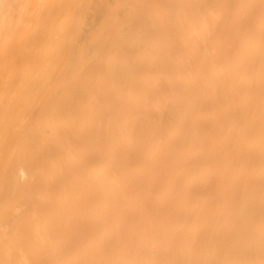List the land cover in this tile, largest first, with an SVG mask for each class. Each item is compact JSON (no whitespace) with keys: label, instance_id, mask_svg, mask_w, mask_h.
Wrapping results in <instances>:
<instances>
[{"label":"bare ground","instance_id":"1","mask_svg":"<svg viewBox=\"0 0 264 264\" xmlns=\"http://www.w3.org/2000/svg\"><path fill=\"white\" fill-rule=\"evenodd\" d=\"M20 2L0 0V264H264V0H147L149 38L107 2L121 25L105 3L81 22L117 35L73 42L68 18L28 55Z\"/></svg>","mask_w":264,"mask_h":264},{"label":"rangeland","instance_id":"2","mask_svg":"<svg viewBox=\"0 0 264 264\" xmlns=\"http://www.w3.org/2000/svg\"><path fill=\"white\" fill-rule=\"evenodd\" d=\"M32 1H33V4H32ZM87 1H88V2H87ZM92 1H93V2H92ZM97 1H98V2H97ZM110 1H111V2H110ZM116 1H118V2H116ZM128 1H129V2H128ZM135 1H137V2H134V0H124V1H122V0H120V1H119V0H107V1H106V0H96V1H95V0H91V1H90V0H31V2H30L29 0H28V1H27V0H23L24 4H23V2H20V3H19V5L23 7V12L21 13L22 16H21L20 19H18L17 21H18V24L21 25V22H22L21 20H24L22 23L24 24L23 26H25V30L27 31V34H28V35H27V36H28V39H27L28 42L26 43V46H27L26 48H27V50L24 49V52H25V50H26V52H25V54H26L27 51H28V53H27L26 55H28V54L31 52L29 47H30V45L32 46V40H33L34 42L37 41V39L35 40V38H37V35H38L39 38H40V37H43V41H44V38H46V40H47V37H48V39L50 38L49 40H53L54 38H55V39H56V38H57V39L61 38V33L63 32V33H62V35H63V34H64V30H65V31L67 30V31L65 32V35H66V34H67V35H66V36H65V35L62 36V39H63V37H64V38H67V36H68V32H69V34H70V33H71L70 31H74V32H72V33L74 34V35H72V36H73V39H75V40H73V42H74V41H76L77 38L81 37V35H82L83 33H85L86 31L89 32L90 34H92V32H94L95 28L92 27V28L94 29V30H93V29L91 28V26H92L93 24H94L93 26H96V27L99 25V22H98V21H102V19L99 20L98 17H99V16H102L101 18H103V14L105 13L106 6H107V5H109V6H111V7H113V5H116L117 7L114 6V8L116 7V8L119 9V10H117V12H116V8L114 9V10H115V13H117V17H118V15L121 16V15L123 14V17L125 16V18H123V19H122V17H121V19H122L123 21H125V19H128L127 16L129 17L128 20H129V21H132V22H130V23H132V24H128V25H137V23L141 22L142 19H143L144 21H145L146 19H148V16H149V15H148V14H145V15H144L143 12H145V10H148V8H149V6L152 4L153 0L150 2V4H149V1H150V0H148V2H147V4L149 5L148 7H147V6H144V5H146L145 2H146L147 0H146V1L144 0L145 2H144L143 0H135ZM154 1H155V0H154ZM156 1H157V4H158L159 6L162 5V2H161V4H160V2H158L159 0H156ZM161 1H163V2L165 1V2H164L165 5L163 4V6H165V7L169 6V7L171 8V6H173L172 4H174V1L176 2V1H178V0H172V4H171V2L169 1V4H168V5L166 4V2H168L167 0H161ZM107 2H108V4H107ZM112 2H113V4H112ZM143 2H144V4H143ZM103 3H105V5H106V4H107V5L105 6V10H104V12H103V10H102L103 14L101 15V13H100L101 10H100V9H96V8H98V6H100V5L103 4ZM135 3H136V4H135ZM137 3H138L139 5H137ZM97 4H98V5H97ZM117 4L120 5V8H119V5H117ZM131 4H132V6L134 7V9L132 10L133 12H135V9H136V12H135V13H137V14L140 13V14H138V15H141V16L144 15L143 18L141 17L142 19L138 20L139 22H137V23L134 22V21L136 20V18L139 19L140 16L138 17V15H136L135 13H132V14H133V20H134V21H133V20H132V14H131V13L129 14L130 11H127V10H129L130 8H131V9L133 8V7L130 6ZM134 4L137 5L138 10L140 9L139 6H141V8H142L141 10H142V13H143V14H141V10H140V12H139V11L137 10V8H135L136 6H134ZM140 4H141V5H140ZM142 4H143V7H142ZM170 4H171V6H170ZM30 5H31V6H30ZM53 5H54V6H53ZM63 5H64V6H63ZM65 5H66V6H65ZM72 5H73V6H72ZM79 5H80V6H79ZM87 5H88L89 7H91V8H89ZM62 6H63V7H62ZM77 6H78V7H77ZM94 6H95V9L92 8V7H94ZM96 6H97V7H96ZM101 6H102V5H101ZM101 6H100V7H101ZM103 6H104V5H103ZM103 6H102V8H104ZM109 6H107V8H108ZM29 7H30V8H29ZM128 7H129V9H126V8H128ZM145 7H146V9H143V8H145ZM161 7H162V6H161ZM161 7H160V8H161ZM169 7H168V8H165V9H167L168 12H171V11H169V10H170ZM28 8H29V10H28ZM61 8H62V9H61ZM74 8H75V9H74ZM82 8H83V9H82ZM162 8H163V7H162ZM54 9H55V10H54ZM70 9H71V10H70ZM86 9H87V11H86ZM91 9H93V10L95 11V13H94V11H93V15H89V14H92V10H91ZM111 9H112V8L109 7V9L106 10V13H108V12H109V13H113V15H114L115 17H112V18H115V19L112 20L111 17H110V18H111L110 20L108 19V18H109L108 16H111L112 14H110V15H107V14H106L107 17H105V18H107L106 21L109 20V21H107V24H108V22H109V25H107V24H106V25H107L108 27L110 26V27H109L110 29H112V26H116L117 24H120L119 22H121V23L123 22L122 20H120L119 22L116 20V19H117L116 14L114 13V10L112 9L113 11H111ZM172 9H173V8H172ZM172 9H171V10H172ZM59 10H60V11H59ZM90 10H91V11H90ZM96 10H98V11L100 10V11H99L100 14L98 13V17H97V13H96L97 11H96ZM109 10H110V11H109ZM160 10H162V12L160 11V13H162L163 15H166V16L168 17L169 13L167 12V10H166V12H167L168 15L165 14V12H164L165 10H163V9H160ZM55 11H56V12H55ZM137 11H138V12H137ZM158 11H159V9H158ZM27 12H28V13H27ZM72 12H73V13H72ZM87 12H88V13H87ZM146 12H148V11H146ZM58 13H59V14H58ZM120 13H121V14H120ZM148 13H149V12H148ZM160 13L158 12L159 15H160ZM171 13H172V12H171ZM95 14H96V15H95ZM134 14L136 15V18H135V19H134V17H135ZM162 14H161V15H162ZM68 15H69V16H68ZM71 15H73V16H71ZM94 15L98 18V19H97V18L95 19V20L97 21V24L95 23L94 19L92 18ZM113 15H112V16H113ZM146 15H147V18H146ZM159 15H158V18L160 17L159 19H162V18H161V15H160V16H159ZM163 15H162V17H163ZM26 16H27V17H26ZM49 16H50V17H49ZM66 16H67V17H66ZM90 16H91V17H90ZM166 16H165V17H166ZM170 16H171V15H170ZM170 16H169V18H171ZM25 17H26V18H25ZM41 17H43V19H42ZM60 17H61V18H60ZM80 17H81V18H80ZM82 17H83V18H82ZM144 17H145V19H144ZM165 17L163 18L164 21H165L166 18H167V17H166V18H165ZM35 18H36V19H35ZM44 18H45V19H44ZM49 18H50V19H49ZM68 18H69V20H72V21H70V23H72V22H73L74 24L76 23L75 25L73 24V27L70 26L69 21H68V22L66 21ZM94 18H95V17H94ZM105 18H104V19H105ZM119 18H120V17H119ZM156 18H157V17H156ZM48 19H49V20H48ZM54 19H55V20H54ZM79 19H80V20H79ZM82 19H85V20H82ZM89 19H91V20L93 19V21H94V23H92L91 26H90V23L93 22V21H90ZM159 19H154V20L159 21ZM167 19H168V18H167ZM51 20L56 21V22L53 23ZM59 20H60V21H59ZM81 20H82V21H86V22H87V20H89V21H88V22H89L88 25L90 26L89 28L92 29L93 31L91 32V30H89V29H88V30L85 29V27H86L87 24L85 23V27H84V26H83L84 22H83V24H82ZM111 20H112V21H111ZM114 20H115V21H114ZM118 20H119V19H118ZM128 20H126L124 23H126ZM154 20L152 21L153 24L156 23V21H154ZM172 20H173V19H171V20H169V21H172ZM57 21H58V22H57ZM65 21H66L67 23H66ZM78 21H79V24L81 23V25H82L83 27H82L81 25H79V26L77 27ZM106 21H105V22H102L103 25H104V23H106ZM129 21H128L127 23H129ZM146 21H147V20H146ZM161 21H162V20H161ZM88 22H87V23H88ZM133 22H134V23H133ZM147 22H148V21H147ZM150 22H151V20H150ZM150 22H148L147 27L149 26V23H150ZM165 22L168 23V24L171 23V22H167V21H165ZM45 23H46V24H45ZM48 23H49V24H48ZM63 23H64V24H65V23H66V24H69L68 27L70 28V31H68L69 28L66 27L67 25H66V24L64 25ZM102 23H100V24H102ZM110 23H111L112 25H111ZM116 23H117V24H116ZM124 23H123V24H124ZM127 23H126V24H127ZM161 23H162V22H161ZM166 23H165V24H166ZM172 23H173V21H172ZM42 24H43V25H42ZM54 24H55V25H54ZM62 24H63V26H65V29H64L63 31L60 32V30H62V27H63ZM113 24H116V25H113ZM126 24H125V25H126ZM162 24H163V23H162ZM165 24H164L163 28L161 27L162 25H161L160 23L158 24L159 27L162 28L161 30L166 29L165 27H166V25H168V24H166V25H165ZM177 24H178V23H177ZM48 25H49V26H48ZM71 25H72V24H71ZM103 25H100L99 27H101V26H103ZM120 25H121V24H120ZM150 25H151V23H150ZM155 25H156V24H155ZM160 25H161V26H160ZM169 25L173 26L172 24H169ZM169 25H168V26H169ZM80 26H81V28H84L85 32H84V30L82 31V30L79 28ZM104 26H105V25H104ZM104 26H103V28L101 27L100 29H104ZM153 26H154V25H153ZM153 26L147 28L146 25H145L146 29H144L145 27L143 28L145 31L141 30V32H138V33L144 35V32H146L147 29L152 28ZM168 26H167V27H168ZM178 26H179V25H177V30L179 29ZM87 27H88V26H87ZM87 27H86V28H87ZM99 27H98L97 29H99ZM108 27L104 30V32H103L104 34L107 32ZM156 27H158V26L156 25ZM37 28H38V29H37ZM44 28H45V29H44ZM63 28H64V27H63ZM66 28H68V29H66ZM71 28H75V30H73V29H71ZM76 28H78V29H77V32H78V30L81 32V33L79 32L80 35L78 34V35H79L78 37H77V35H76L77 32H75V31H76ZM153 28H154V27H153ZM170 28H171V27H168V28H167L168 30H165V32H166V31L168 32V31L170 30L169 33H170V36H171V34H172L171 32H172L173 28H172V30H171ZM114 29H115V28H114ZM51 30H52V31H51ZM108 30H109V29H108ZM156 30H157V28H154L153 30L150 29L151 32L154 31V32H156V34H157V31H156ZM158 30H159V29H158ZM161 30H160V31H161ZM179 30H180V29H179ZM58 31H59V32H58ZM99 31H100V30H99ZM99 31H97V32H99ZM105 31H106V32H105ZM111 31H112V30H111ZM142 31H143V32H142ZM148 31H149V30H148ZM148 31H147V33H148ZM42 32H43V33H42ZM87 32H86V34H87V35H86V38H87V40H89V36H90V34H88ZM95 32H96V31H95ZM108 32H110V30H109ZM154 32H153V33H154ZM158 32H159V31H158ZM165 32H164V33H165ZM72 33H71V34H72ZM103 33H101V34L99 33V34L103 37V36H104ZM147 33H146V36H147V35H150V32H149L148 34H147ZM159 33L161 34L162 32H159ZM169 33H168V35H169ZM23 34H25V33H24V29L22 30V36H24ZM45 34H46V35H45ZM49 34H50V35H49ZM54 34H55V35H54ZM94 34H95V33H94ZM102 34H103V35H102ZM110 34H111V36H115V35H117V34H114L113 32H111ZM110 34H108L109 37H110ZM112 34H114V35H112ZM140 34H138V35H139V36H143V35H140ZM162 34H163V33H162ZM165 34H166V33H165ZM165 34H164V37H167V39L165 38V39L167 40L166 43H167V42H170V41H168V40H170L171 37H169V36H167V35H165ZM75 35H76L77 38H76V37L74 38ZM84 35H85V34H84ZM84 35L82 36V40H81V41L85 43V41H86L85 39H86V38H85ZM92 35H93V34H92ZM92 35H91V37H93V36H95V35L100 36V35H98V34H95V35H93V36H92ZM153 35H154V34H153ZM153 35H152V36H153ZM46 36H47V37H46ZM49 36H50V37H49ZM87 36H88V37H87ZM101 36H100V37H101ZM105 36H107V35L105 34ZM108 36H107V37H108ZM146 36H144V38H145ZM150 36H151V35H150ZM152 36H151V37H152ZM158 36H159V35H158ZM161 36H162V35H161ZM161 36H160V37H161ZM69 37H71V35H69L68 38H69ZM151 37H150V38H151ZM164 37H162V38L164 39ZM39 38H38V42H36V43H39ZM51 38H53V39H51ZM147 38H149V36H147ZM168 38H169V39H168ZM40 39H41V38H40ZM55 39H54V40H55ZM165 39L163 40L164 42H165ZM46 40H45L44 42H46L47 44H49V42H51V41H49V40H48V41H46ZM100 40H101V39H100ZM179 40H180V39H178V41H179ZM40 41H42V40H40ZM81 41H79V39H77L76 42H77V43L80 42L81 44H83ZM163 41H162V42H163ZM34 42H33V44H34ZM87 42H88V41H87ZM80 43H79V44H80ZM178 43H179L178 46L180 47V45H181L180 41H179ZM29 44H30V45H29ZM170 44L172 45V43H169L168 45L165 44V43H164V44L162 43V45H165V48H164V49L161 48V49H163V52H162V53H164V52H170V51H171V50L167 49L168 46H169ZM162 45H161V47H162ZM166 45H167V46H166ZM171 45H170V46H171ZM179 47H178L177 49L180 51ZM63 50H64V49H63ZM88 50H90L91 52H92V51L94 52L93 49H92V50H91V49H86L85 52H87ZM98 50H100V49H97V51H98ZM172 50H173V49H172ZM56 51H57V52H58V51L61 52L62 50H61V49H58V50H55V52H56ZM64 51L66 52V50H64ZM95 51H96V50H95ZM158 51H160V50L158 49ZM158 51H157V52H158ZM62 52H63V51H62ZM160 52H161V51H160ZM171 52H172V51H171Z\"/></svg>","mask_w":264,"mask_h":264}]
</instances>
